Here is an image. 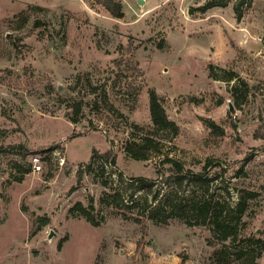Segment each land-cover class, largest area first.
<instances>
[{
    "label": "rangeland",
    "instance_id": "rangeland-1",
    "mask_svg": "<svg viewBox=\"0 0 264 264\" xmlns=\"http://www.w3.org/2000/svg\"><path fill=\"white\" fill-rule=\"evenodd\" d=\"M104 87L123 116L103 107ZM153 91L176 131L151 132ZM145 136L149 157L129 156ZM19 144L26 154L7 150ZM94 149L116 166L96 157L78 183ZM135 176L156 185L134 191ZM132 192L231 206L254 194L237 239L221 240L170 204L157 220L143 201L126 207ZM77 202L99 224L72 213ZM0 264H264V0H0Z\"/></svg>",
    "mask_w": 264,
    "mask_h": 264
},
{
    "label": "trees",
    "instance_id": "trees-1",
    "mask_svg": "<svg viewBox=\"0 0 264 264\" xmlns=\"http://www.w3.org/2000/svg\"><path fill=\"white\" fill-rule=\"evenodd\" d=\"M119 8L121 10V6L119 5ZM113 14L117 17H122L123 13L120 11L119 13ZM212 76L216 75L211 73ZM80 78V77H79ZM239 79L243 85L245 86V92L249 91V83L241 78L236 71L232 70L228 72V76H226V79L233 80V79ZM81 79V78H80ZM84 80V89L86 92V96L88 94H94L96 90L98 89V86H96L90 79ZM236 90V86L234 88ZM236 93V92H235ZM236 95V94H235ZM102 97L103 107L107 108L108 110L118 114L122 115V112L117 108L108 97V93L106 88H103V95ZM85 97L81 98V101L77 102L76 105H74V114L73 116H70V120L73 122L79 121V115L82 114L83 108L85 104H88L84 101ZM93 108L98 109L99 100L98 96L93 101ZM150 111L153 121L152 131H164V130H172L173 132L177 130V124L175 121L171 120L167 112L165 110V107L156 91H153L150 93ZM137 139L129 140L125 143V150L127 154L134 159H147L149 157V150H148V141L151 140L150 136L145 137H137ZM9 152H17L19 154H26L27 148L23 144L19 145H9L8 147ZM19 148V149H18ZM18 149V150H17ZM96 157H100L105 165L106 163H109V165L116 166V158L113 155L112 151H106L105 153H99L96 149L93 150L91 161L86 164V167L81 168L77 172V178L78 183H80L83 180V177L86 173H90L92 171V161ZM165 162L171 163V166L168 168L169 171L172 172V174H175L177 177L178 182H180L181 177L179 174L183 173L184 167L182 162L179 160H175L174 158L167 157L165 159ZM207 169V165L205 167ZM185 175L189 178V180L195 184H199L200 186L203 185V175L204 172H195L190 171L189 174ZM120 176H122V173H120ZM129 185L132 187L131 189L134 191H152L153 187L156 185V180L149 179L144 176H135L132 177L129 181ZM103 184L105 186H108L109 182L104 181ZM197 192L194 193V195L189 198L185 196L179 197L176 193L175 198L169 197V194H165L163 198L160 199L158 196L159 194H154L152 196V199H149V195H143V196H136L134 197V192L129 194V199L126 201L125 206L128 208H132L134 206H137L141 201L145 203L146 211L143 212L144 215H148L151 219L157 220L164 210H169V204H170V210L174 212L175 214L178 213L182 215L183 213L189 214V222L193 218L200 220V223L207 224L210 226V229L212 230L213 234L220 238L221 240H226L228 238H233V240L237 239L239 233L236 230L237 226L241 222L242 217L244 216L246 210H247V199L253 197L254 193H250L247 195L242 194L239 198L238 202L231 206L228 202H221L219 199H216L215 197L208 196L207 193H204L203 195L196 196ZM177 197L179 199H177ZM211 197V198H210ZM121 198V197H120ZM102 202H105L107 199L103 197ZM152 200L153 202H156L153 204V202H150ZM188 200V201H185ZM150 202V203H149ZM110 203V205L117 206L116 203ZM90 206H94L92 203ZM121 206V205H120ZM78 211V212H77ZM71 212L74 213L76 216H83L93 224H99L95 221V218L90 213V210L85 207L81 202H77L72 208ZM76 212V213H75ZM184 216V215H183ZM249 240L248 237H241V241H247ZM243 253L239 254V256H242Z\"/></svg>",
    "mask_w": 264,
    "mask_h": 264
},
{
    "label": "built area",
    "instance_id": "built-area-1",
    "mask_svg": "<svg viewBox=\"0 0 264 264\" xmlns=\"http://www.w3.org/2000/svg\"><path fill=\"white\" fill-rule=\"evenodd\" d=\"M32 161H33V165H34L35 169L40 170L41 169V164H40L39 157L35 155L33 157Z\"/></svg>",
    "mask_w": 264,
    "mask_h": 264
},
{
    "label": "water",
    "instance_id": "water-1",
    "mask_svg": "<svg viewBox=\"0 0 264 264\" xmlns=\"http://www.w3.org/2000/svg\"><path fill=\"white\" fill-rule=\"evenodd\" d=\"M139 3H143V0H139ZM190 12L193 13V9H190ZM233 109V107H231Z\"/></svg>",
    "mask_w": 264,
    "mask_h": 264
}]
</instances>
